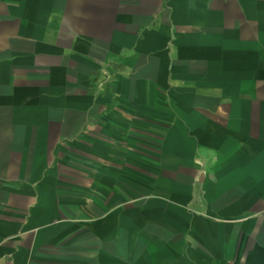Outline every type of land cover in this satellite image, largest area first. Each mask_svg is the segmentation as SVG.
<instances>
[{
    "label": "crops",
    "instance_id": "obj_1",
    "mask_svg": "<svg viewBox=\"0 0 264 264\" xmlns=\"http://www.w3.org/2000/svg\"><path fill=\"white\" fill-rule=\"evenodd\" d=\"M0 264H264V0H0Z\"/></svg>",
    "mask_w": 264,
    "mask_h": 264
}]
</instances>
